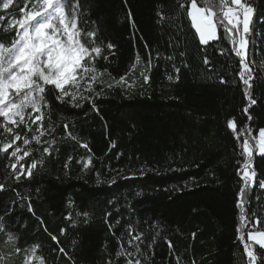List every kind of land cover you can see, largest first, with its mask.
Here are the masks:
<instances>
[{"label":"trees","instance_id":"obj_1","mask_svg":"<svg viewBox=\"0 0 264 264\" xmlns=\"http://www.w3.org/2000/svg\"><path fill=\"white\" fill-rule=\"evenodd\" d=\"M189 2L80 0L85 10L80 28L98 31L105 44L115 45L111 53L105 51L107 60L95 61L98 70H107L95 85L99 95L81 99L80 107L52 97L45 124L55 129L42 137H55L51 155L42 154L46 144L33 142L28 147L36 151L21 162L42 161L32 179L16 183L0 171V183L7 188L0 192V223L18 238L21 249L38 245L45 264H126L115 253L122 234L128 247L129 225L149 233V240L150 233L160 231L154 249L144 247L149 256L144 264H176L177 256L186 264H247L237 238V199L243 186L237 161L243 160L241 146L247 137L234 138L227 120L234 119L238 131L248 129L254 137L264 129V0H247L255 9L248 61L254 76L250 91L257 103L249 108L250 121L243 111L245 85L231 41L219 27L216 40L200 45L186 11L179 8ZM198 3L202 6V0ZM8 40L9 34L0 32V41ZM137 56L141 62L133 69ZM141 72L149 75L148 84ZM120 76L132 86H115ZM66 123L76 139L66 135ZM35 128L30 132L20 125L15 131L31 138ZM253 159L258 180H264V157L254 151ZM19 195L28 198L21 201ZM246 200L245 240L257 217V227L264 229V190L257 184ZM6 237L0 232V255L6 257L2 264H21L24 253L17 254ZM165 240L171 241L172 250ZM61 246L67 255L59 253ZM254 250L264 264V250Z\"/></svg>","mask_w":264,"mask_h":264},{"label":"snow or ice","instance_id":"obj_2","mask_svg":"<svg viewBox=\"0 0 264 264\" xmlns=\"http://www.w3.org/2000/svg\"><path fill=\"white\" fill-rule=\"evenodd\" d=\"M14 3L15 8H13ZM179 8L186 11L190 25L202 46L216 40L218 28H224L232 43L234 55L239 58L240 72L238 76L245 85L244 96L247 100V106L243 111L248 115L249 108L257 103L250 91L254 76L248 61L249 36L252 33L251 25L255 16L254 7L247 3V0H202V6L198 0H190L189 3L179 4ZM9 9H13V12L19 9L22 15L20 17L13 15L9 20L6 30L15 29V35L11 42L6 44L0 41V136L5 137L0 140V171L3 172L4 179L11 178L14 182L19 183L22 178L24 180L32 179L34 170L37 169L39 163H42L37 160H33L27 165L21 163L36 151L28 146L33 142L39 146L46 144L47 146L42 147V154L51 155L52 145L56 142L54 136L51 141L42 140V137L46 134L51 135L55 129L54 124H45V109L52 108L51 98L54 97L61 104L66 103L73 107H80L81 99L91 100L93 94L99 95L95 92V85L101 82V78L107 70H98L95 61L98 58L107 60L108 55L104 54L105 51L111 53L115 45L111 42L105 44L98 31L85 32L80 28L81 16L85 11L81 7L80 0H25L23 8H19V4L15 0H0V11L8 12ZM157 15L161 21L165 19L162 12H158ZM5 19V16H0V21ZM129 19H131V14H129ZM3 28L4 25L0 24V29ZM85 37L91 39H85ZM140 62V57L137 56L136 63L132 65V68L135 69ZM204 63L205 65L209 64L207 57H205ZM150 68L151 61L148 62V69L150 70ZM175 71L178 73L179 68H175ZM141 76L143 83L148 84L149 75L141 72ZM176 78L178 79V77ZM168 79L172 80L173 77L169 76ZM220 82L226 83V80L221 78ZM114 85L132 86L125 76L115 79ZM114 85L109 84L108 87ZM84 93H88V95H84ZM248 119L250 121L252 117L248 115ZM20 125H24L30 132L33 131L32 125H36L31 138L26 135L22 137L15 131ZM227 128L232 130L234 138L238 141L242 136L247 137L243 139L241 146L240 155L243 160L237 161L239 165L237 175L243 185L237 199V208L240 209V225L237 229L240 235L237 238L243 244L247 264H259L260 257L254 250L255 246L264 250V229L257 227L260 223L259 218L257 217L253 222L252 229L247 231L246 240L244 230L249 224L245 210L246 193L257 184L259 189L264 190V180H258L253 159L254 151L264 157V129L259 130L257 138L252 136L248 129L238 131L234 119L227 120ZM64 130L67 136L76 139L75 136H72L67 123L64 124ZM8 136H11V139H7ZM21 140L23 145L18 143ZM81 146L87 147L83 143ZM83 166L86 169L88 163H84ZM111 182L115 183V180ZM4 191H7L6 185L0 183V192ZM27 198L24 195H19L21 201ZM27 209L29 212L33 211L30 203L27 205ZM9 212L10 209L5 210L6 215ZM82 215L87 217V213ZM66 218L72 220L75 225L76 221L72 217ZM3 219L4 217L0 216V221ZM150 227L158 229L156 224H152ZM64 231L61 229V235L64 234ZM0 232L7 233L6 240L13 245V250L17 254L24 253L21 264H45L44 256L40 253L38 245L21 249L18 246V238L9 232L3 223H0ZM148 235L149 233L141 230L140 227L129 225L128 247H124L125 241L122 234L118 238L119 247L115 256L124 258L126 264H144V261L149 259L144 247L152 251L159 242L160 231L156 230L150 233V240L147 239ZM194 237L195 234H193ZM51 239L59 244L57 236L53 235ZM165 243L170 250L173 249L171 241L165 240ZM130 248L134 250L129 251ZM59 253L67 255L62 246L59 247ZM4 259L6 257L0 255V264ZM107 264H114V262L109 260ZM176 264H186V262L181 261L177 256Z\"/></svg>","mask_w":264,"mask_h":264},{"label":"rangeland","instance_id":"obj_3","mask_svg":"<svg viewBox=\"0 0 264 264\" xmlns=\"http://www.w3.org/2000/svg\"><path fill=\"white\" fill-rule=\"evenodd\" d=\"M18 4H19V8H23L25 6V0H19V3ZM29 7H31L30 4H29ZM13 15L15 17H20L22 14L19 11V9H16L14 12H13V10L12 11H8V12H5L4 11V14L2 16H5L6 19L4 21H0V24H3L4 25V28L3 29H0V32L1 33H5V34H9L10 40L7 41L8 44L11 42L12 37L15 35V29H13L12 31L6 30L7 27H8V24H9V20L12 19V16ZM249 40H251V36H249ZM258 135H259V133H258ZM132 176H134V175L132 174Z\"/></svg>","mask_w":264,"mask_h":264}]
</instances>
